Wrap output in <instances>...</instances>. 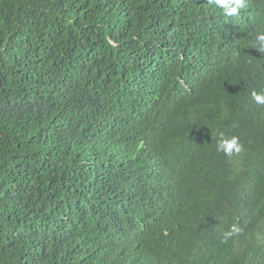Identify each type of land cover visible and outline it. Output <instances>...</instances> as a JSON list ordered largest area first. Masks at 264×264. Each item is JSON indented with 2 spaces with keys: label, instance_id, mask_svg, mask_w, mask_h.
<instances>
[{
  "label": "trees",
  "instance_id": "16d2710c",
  "mask_svg": "<svg viewBox=\"0 0 264 264\" xmlns=\"http://www.w3.org/2000/svg\"><path fill=\"white\" fill-rule=\"evenodd\" d=\"M248 5L0 0V264H264Z\"/></svg>",
  "mask_w": 264,
  "mask_h": 264
},
{
  "label": "clouds",
  "instance_id": "9594fccd",
  "mask_svg": "<svg viewBox=\"0 0 264 264\" xmlns=\"http://www.w3.org/2000/svg\"><path fill=\"white\" fill-rule=\"evenodd\" d=\"M210 6L219 8L227 16H236L242 9L247 8L248 0H210ZM255 49L260 53H264V33L259 34L256 37ZM251 97L255 103L264 105V91H253ZM244 150V145L240 141V138L236 135L226 136L223 133L220 134L218 142L216 144V151L222 152L227 157H233L239 155ZM241 229L237 225H232L229 230L223 233V238L228 240L233 236L239 235Z\"/></svg>",
  "mask_w": 264,
  "mask_h": 264
}]
</instances>
